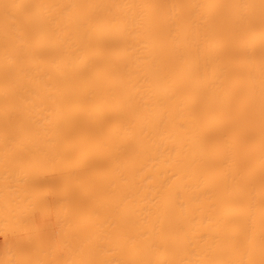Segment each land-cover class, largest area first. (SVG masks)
<instances>
[{
  "label": "bare ground",
  "instance_id": "1",
  "mask_svg": "<svg viewBox=\"0 0 264 264\" xmlns=\"http://www.w3.org/2000/svg\"><path fill=\"white\" fill-rule=\"evenodd\" d=\"M0 153L17 264H264V0H0Z\"/></svg>",
  "mask_w": 264,
  "mask_h": 264
},
{
  "label": "rangeland",
  "instance_id": "2",
  "mask_svg": "<svg viewBox=\"0 0 264 264\" xmlns=\"http://www.w3.org/2000/svg\"><path fill=\"white\" fill-rule=\"evenodd\" d=\"M2 156H5V155H3V153H2V155H1V153H0V157H2ZM1 161H3L4 163L1 162ZM1 163H2V164H1ZM7 163H8V162H7ZM8 164H9V163H8ZM8 164L6 165V160H2V159L0 158V166L4 165V167L2 166L3 169H1V167H0V169H1L0 172H1V171L4 172V173H2V175H1V173H0V178H1L4 174H7V173H8V172H7L8 170H6V169H9V173H10L11 168H13L12 164H9V165H8ZM7 167H8V168H7ZM5 168H6V169H5ZM4 169H5L6 172L4 171ZM2 187H3V185L1 184V179H0V190H1V192H0V193H1V194H0L1 197H0V198H2V199H0V201H1V202H0V205L2 206V208H0V213L2 212V214H0V215H1L2 218H3L4 215L6 214V211H7V213H8V210L4 209V208H6V205H4V203H3V202H4V201H3V200H4V199H3V197H4L3 192H4L6 189H4V188H2ZM1 206H0V207H1ZM4 206H5V207H4ZM2 209H3V211H2ZM10 213H11V212H10ZM10 213H8V214L5 216V218L8 217V215L10 216ZM46 220H47V222H48V221L50 220V217L47 216V217L45 218V221H46ZM2 221H3V224H4V222H6L7 220L5 221L4 218H3V219L0 218V223H1V225H2ZM1 225H0V226H1ZM5 225H6V224H4V227H5ZM11 226H12V225H11ZM6 228H7V225H6V227L4 228L5 231H6ZM0 229H2V230H0V247H2V248H0V252H1L2 249H3V245H2V244H3V243H7V242H5V241L3 242V241L1 240L2 237H3V235H2L3 232H1V231L4 230V229H3V225H2V228H0ZM4 233H5V232H4ZM6 245H8V243H7ZM6 245L4 246V247H5V248H4V253H5V250H6V249H7L6 251H8V252H10V253H11V251L13 250V248H14V251H15V248H16V247H12V246H16L15 244H14V245L9 244L8 246H6ZM9 246H10V247H9ZM9 248H12V249H10L11 251H9ZM54 249H55V248H54ZM54 249H53V250L51 249L52 252H51V250H50V252H51L52 254H53ZM14 251H12L14 254H13V253L10 254V255H11V256H10L11 258H12L13 255L15 256V252H14ZM19 251L21 252V250H19ZM2 252H3V251H2ZM8 252H6L4 255H6ZM16 252H18V251H16ZM18 254H19V253H18ZM18 254H17V255H18ZM17 255H16L15 258H14V256H13V258L15 259V260L13 261V259L8 258V257H9V254H7V255H6V256H7L6 259H4V257L2 258L4 261H2L1 264H6V263H7V264H10L11 261H12V263H13V262H16V264H17V262H18V261H16V260H17L16 258H18ZM19 255H20V254H19ZM0 257H2V256H0ZM9 259H10V260H9ZM5 260H8V261H5ZM4 262H5V263H4ZM9 262H10V263H9ZM12 263H11V264H12Z\"/></svg>",
  "mask_w": 264,
  "mask_h": 264
}]
</instances>
